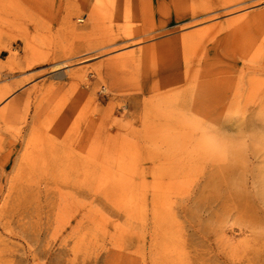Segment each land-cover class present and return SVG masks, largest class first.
Returning <instances> with one entry per match:
<instances>
[{
	"label": "rangeland",
	"instance_id": "rangeland-1",
	"mask_svg": "<svg viewBox=\"0 0 264 264\" xmlns=\"http://www.w3.org/2000/svg\"><path fill=\"white\" fill-rule=\"evenodd\" d=\"M7 252L264 264V0H0Z\"/></svg>",
	"mask_w": 264,
	"mask_h": 264
},
{
	"label": "bare ground",
	"instance_id": "bare-ground-1",
	"mask_svg": "<svg viewBox=\"0 0 264 264\" xmlns=\"http://www.w3.org/2000/svg\"><path fill=\"white\" fill-rule=\"evenodd\" d=\"M2 211V210H1ZM11 251V250H10ZM8 254V252L7 253H0V258L1 257H6V255ZM13 257V255H11V254H8L7 255V257H6V259L7 260H9V259H11ZM1 260V259H0ZM13 260V259H12ZM4 260H2V262H3ZM10 261V260H9ZM4 263V262H3ZM9 263V262H8ZM1 264V263H0ZM10 264H12V263H10Z\"/></svg>",
	"mask_w": 264,
	"mask_h": 264
}]
</instances>
